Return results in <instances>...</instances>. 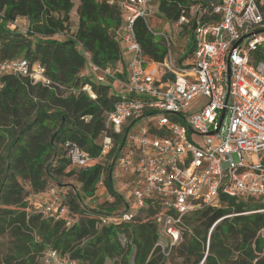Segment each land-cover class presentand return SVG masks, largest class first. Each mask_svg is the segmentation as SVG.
Returning a JSON list of instances; mask_svg holds the SVG:
<instances>
[{
  "label": "trees",
  "instance_id": "1",
  "mask_svg": "<svg viewBox=\"0 0 264 264\" xmlns=\"http://www.w3.org/2000/svg\"><path fill=\"white\" fill-rule=\"evenodd\" d=\"M154 1L155 17L168 23L196 2ZM256 2L264 17V0ZM73 10L77 18L72 29ZM19 17L27 19L24 31L15 27ZM121 20L120 10L106 0H0V60L37 62L53 82L46 87L28 77L0 75V238H5L0 264H40L46 247L79 264H264V203L253 199L222 196L219 204L182 215L180 239L163 250L157 244L155 215L162 206L156 198L130 220L101 223V215H116L127 204L114 186L113 159L126 145L128 127L114 133L106 126L105 112L120 98L118 83L109 76L94 81L83 51L92 64L113 73L123 62L116 34ZM133 29L143 53L162 60L165 47L141 18ZM255 57L264 58V47ZM84 85L93 99L81 90ZM104 134L113 141L106 164L97 160ZM66 142L78 144L93 164L72 166ZM63 177H75L79 186L63 183ZM100 180L111 201L97 209L85 207ZM51 184L63 197L61 215L42 213L43 192Z\"/></svg>",
  "mask_w": 264,
  "mask_h": 264
},
{
  "label": "built area",
  "instance_id": "2",
  "mask_svg": "<svg viewBox=\"0 0 264 264\" xmlns=\"http://www.w3.org/2000/svg\"><path fill=\"white\" fill-rule=\"evenodd\" d=\"M106 1L122 14L116 34L131 59L118 62L110 73L92 64L83 51L86 71L96 82L109 76L118 83L120 98L105 112L106 126L114 133L128 129L114 168L125 178L137 210L149 199L160 201L162 210L155 215L160 248L178 242L182 215L219 204L222 196L264 203V58L255 57L264 47V17L256 0H192L196 2L169 23L155 17L154 0ZM152 17L156 21L151 24ZM137 18L154 38H161L162 60L143 53L133 29ZM154 26L162 28L157 32ZM181 32L185 42L176 48ZM4 73L28 77L41 86L53 84L41 64L25 58L0 60V75ZM81 90L95 97L89 85ZM200 97L206 102L189 112ZM99 144L98 161L108 157L113 141L104 134ZM65 148L72 166L84 167L90 161L78 144L66 142ZM43 195L44 215L64 213L55 184ZM128 208L127 203L123 212L101 215V223L130 220L135 212ZM40 264L79 262L46 247Z\"/></svg>",
  "mask_w": 264,
  "mask_h": 264
},
{
  "label": "rangeland",
  "instance_id": "3",
  "mask_svg": "<svg viewBox=\"0 0 264 264\" xmlns=\"http://www.w3.org/2000/svg\"><path fill=\"white\" fill-rule=\"evenodd\" d=\"M77 15L76 13L73 11L70 12V21L72 24V29L75 26V21H76ZM151 23V22H150ZM152 24V23H151ZM15 27L17 28L18 31H24V29L27 27V19L24 17H19L16 20V24ZM161 26H154L153 30L159 32L161 30ZM183 32L179 33L178 37H176L175 39V44H176V48L181 47L184 42H185V38L183 37ZM157 40H160L161 38L159 36H156ZM173 51H175V46L172 45ZM131 59V53L129 51L124 50L123 52V62L127 63L129 62V60ZM206 102L205 98L200 97L198 98L195 102H193L189 107H188V111L189 112H193L195 110H197L198 108H200L201 105H203ZM235 158V155H233ZM108 158H106L105 160H102L101 162H103V164H106L108 162L107 160ZM93 162L89 161L86 165L90 166L92 165ZM75 168H79V166H74ZM114 174H116L115 176L113 175V179H114V186L116 191H118L124 198V200L129 204V212L133 213L137 211L138 205L136 204V202L134 201L133 197L131 196V190L128 189L127 187L124 186V182L126 181L125 179H122L119 174H122L121 171H119L117 169L114 168ZM61 181L63 183H66L68 185L73 186V188L78 187L79 183L78 181L75 179V177H63L61 178ZM107 200V192L105 190L104 185L102 184H98L97 185V189L94 193V195L92 197L89 198V201H86L85 207L88 208H95L97 209V206L101 203H104ZM5 238H0V242L4 241ZM164 240H166L165 238H163Z\"/></svg>",
  "mask_w": 264,
  "mask_h": 264
},
{
  "label": "crops",
  "instance_id": "4",
  "mask_svg": "<svg viewBox=\"0 0 264 264\" xmlns=\"http://www.w3.org/2000/svg\"><path fill=\"white\" fill-rule=\"evenodd\" d=\"M107 197H108V195H107Z\"/></svg>",
  "mask_w": 264,
  "mask_h": 264
}]
</instances>
